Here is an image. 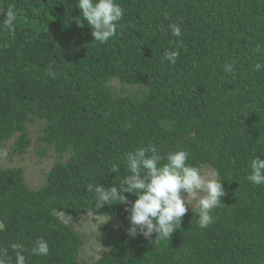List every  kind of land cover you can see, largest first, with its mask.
<instances>
[{
    "label": "trees",
    "instance_id": "trees-1",
    "mask_svg": "<svg viewBox=\"0 0 264 264\" xmlns=\"http://www.w3.org/2000/svg\"><path fill=\"white\" fill-rule=\"evenodd\" d=\"M115 2L123 19L100 44L86 22L77 26L79 0H0V149L15 138L12 154L25 153L27 125L40 121L37 141L56 157L35 190L21 168L0 169V259L16 264V242L26 264H264V184L248 179L251 161L264 160V0ZM10 6L15 35L3 24ZM171 51L174 64L164 58ZM148 144L162 163L185 150L188 164L219 173L226 195L213 223L202 229L198 210L188 211L170 241L120 235L100 258L80 261L84 239L57 213L129 219L124 204L97 209L88 186L119 187L127 153ZM41 237L47 256L31 252Z\"/></svg>",
    "mask_w": 264,
    "mask_h": 264
},
{
    "label": "clouds",
    "instance_id": "clouds-1",
    "mask_svg": "<svg viewBox=\"0 0 264 264\" xmlns=\"http://www.w3.org/2000/svg\"><path fill=\"white\" fill-rule=\"evenodd\" d=\"M78 8L83 19H77L78 27H84L86 22L92 29L93 41L103 44L117 33L119 22L123 19L124 9L115 0H79ZM3 24L5 29L15 35V22L17 14L13 6L4 13ZM172 34L176 37L182 35L177 24H171ZM259 52L260 49L257 48ZM179 57L176 51L166 52L165 59L175 63ZM262 65L256 63L254 70H260ZM226 72L233 71V64H225ZM55 79V73L49 68L48 73ZM0 156H7L6 149H0ZM189 153L185 150L171 152L167 155V162L153 144L137 148L134 152L127 153L126 168L128 174L119 181V187L112 185L108 188L98 184L93 188L88 186V191H94L97 199V209L105 205L124 204L125 211L129 212L130 227L126 230L131 237L143 235L150 242L159 243L161 240H171L172 234L182 224V218L188 212L186 198L197 201L198 225L207 228L213 223L211 211L218 207L221 197L226 195L219 173L210 171L204 173L198 166L187 163ZM251 175L248 179L256 184H264V160L256 157L251 161ZM120 169L114 165L112 173ZM125 193L135 194L137 199L132 202ZM155 240L152 241V234ZM15 252L16 264H26L23 255L24 245L13 242L10 245ZM49 244L44 238L35 241L31 252L37 256L49 254ZM0 255L7 257L8 248L0 250ZM0 264H6L0 259Z\"/></svg>",
    "mask_w": 264,
    "mask_h": 264
},
{
    "label": "rangeland",
    "instance_id": "rangeland-1",
    "mask_svg": "<svg viewBox=\"0 0 264 264\" xmlns=\"http://www.w3.org/2000/svg\"><path fill=\"white\" fill-rule=\"evenodd\" d=\"M112 85L120 91V85L115 81ZM43 122L35 121L27 125V131L31 140L30 147L23 154H12V146L15 138L8 141L3 149L7 150V156H0V169L21 168L24 172L26 184L31 189H38L43 185L45 176L56 160L51 148L37 141L41 136ZM45 149L46 156H38V150ZM204 173L213 171L211 168L202 167ZM188 211L198 210L197 201L186 198ZM58 217L69 227L79 233L84 244L79 251V260L92 262L103 256L112 243L120 235H129L126 231L130 227V220L123 216L114 218L95 215L91 211L73 217L57 213ZM140 235V234H137ZM130 236V235H129Z\"/></svg>",
    "mask_w": 264,
    "mask_h": 264
}]
</instances>
